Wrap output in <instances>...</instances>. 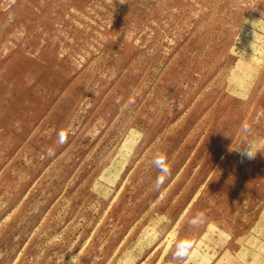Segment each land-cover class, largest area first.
<instances>
[{
    "label": "rangeland",
    "instance_id": "rangeland-1",
    "mask_svg": "<svg viewBox=\"0 0 264 264\" xmlns=\"http://www.w3.org/2000/svg\"><path fill=\"white\" fill-rule=\"evenodd\" d=\"M198 244L264 264V0H0V264Z\"/></svg>",
    "mask_w": 264,
    "mask_h": 264
},
{
    "label": "clouds",
    "instance_id": "clouds-1",
    "mask_svg": "<svg viewBox=\"0 0 264 264\" xmlns=\"http://www.w3.org/2000/svg\"><path fill=\"white\" fill-rule=\"evenodd\" d=\"M63 139H64V137L61 134V141H63ZM245 154L249 157L253 156L252 152L248 148L245 149ZM153 162L160 169V171L162 173H168L170 171V168H169V165L167 162V158L164 154L158 153ZM160 179H162V177ZM203 216H204L203 212L197 213L196 216L190 220V223L192 225L199 224L202 221ZM190 247H191L190 242H188V241L181 242V244L178 246V249H177L175 255L177 257H183V256L187 255L188 249Z\"/></svg>",
    "mask_w": 264,
    "mask_h": 264
},
{
    "label": "bare ground",
    "instance_id": "bare-ground-1",
    "mask_svg": "<svg viewBox=\"0 0 264 264\" xmlns=\"http://www.w3.org/2000/svg\"><path fill=\"white\" fill-rule=\"evenodd\" d=\"M200 248H201V245L194 248L189 255L188 261L185 262L184 264H193L192 263L193 261H195L196 264L199 262H203V263L206 262L209 258V253L205 252V250L203 251L200 250Z\"/></svg>",
    "mask_w": 264,
    "mask_h": 264
}]
</instances>
